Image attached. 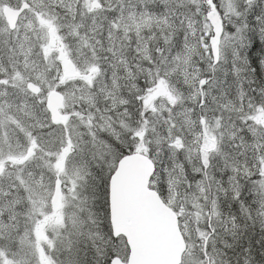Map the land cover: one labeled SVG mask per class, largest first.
I'll return each instance as SVG.
<instances>
[{
    "label": "rangeland",
    "instance_id": "374dc122",
    "mask_svg": "<svg viewBox=\"0 0 264 264\" xmlns=\"http://www.w3.org/2000/svg\"><path fill=\"white\" fill-rule=\"evenodd\" d=\"M23 2L30 9L10 31L3 8H19ZM238 2L224 0L225 7ZM192 3L207 11L206 0H0V78L18 86L9 87V99L28 83H36L37 76L53 84L44 93L45 103L53 91L64 96L56 125L57 131L65 130L59 145L67 161L65 171L42 169L38 167L42 161L27 167L12 163L7 157L21 149L12 130H8L10 148L8 135L0 128V160L5 161L0 190L8 191V183L15 181L21 191L29 188L36 201L35 209L29 201L27 216L21 217V233L11 246L15 253L7 246L3 249L15 264H110L113 257L126 262V241L113 238L111 232L108 187L119 159L137 152L154 161L149 186L178 213L186 243L202 244L203 233L210 245L215 241L216 251H210V256L216 264H238L247 255L264 263V252L259 257L253 247L238 249L239 215L257 223L264 235V216L257 214L253 197L244 192L249 218L239 202L236 208L225 205L222 200L228 194L219 191L228 187L233 158L243 150L236 145L248 132L240 119L241 91L247 93L246 104L249 97L258 100L264 88V69L237 73L234 67L244 65L242 60L233 65L232 53L247 54L252 60L264 55L258 43V29L264 25L249 18L242 34L245 43L257 41L256 47L241 49L239 42H233L213 73L210 45L204 49V38L211 30L204 25L209 22L203 12L194 15ZM47 20L53 21L54 34L42 26ZM239 22L243 23L242 17ZM224 24L225 31H234L229 20ZM67 60L76 69L65 75ZM202 78L208 86L201 97ZM244 114L249 115L247 108ZM20 115L31 122L23 112ZM212 143L214 149L209 147ZM64 148L68 151L63 152ZM246 158L251 161L252 154L238 157ZM241 183L246 180L241 178ZM57 185L59 199L52 206ZM15 196L14 191L9 199ZM213 201L219 216L212 214ZM3 203L7 201L0 200ZM209 219L214 235H208L212 229L205 227ZM248 225L241 230L249 231ZM251 238L246 235L247 240ZM259 248L264 250V244Z\"/></svg>",
    "mask_w": 264,
    "mask_h": 264
},
{
    "label": "snow or ice",
    "instance_id": "6c2138e0",
    "mask_svg": "<svg viewBox=\"0 0 264 264\" xmlns=\"http://www.w3.org/2000/svg\"><path fill=\"white\" fill-rule=\"evenodd\" d=\"M206 5L207 11L204 10V6H198L195 3L190 4L189 7L197 17L203 12L205 20L213 21L211 25L207 23L204 25L205 28L211 29L208 37L204 38V49L209 50L210 37V55L215 57V61L224 59V50L233 42H239L241 49L256 47L257 41L245 43L246 37L242 33L249 27V18L257 25H264V0H239L238 3H230L227 7H225L224 0H206ZM238 8H241L242 11L237 10ZM233 16L236 18L235 21L231 19ZM241 17L243 23L239 22ZM225 20H229L234 29L231 33L225 31ZM42 26L47 27L53 34L56 31L52 20L44 21ZM258 32V43L264 53V26L259 27ZM232 54L233 65L237 60H242L244 65L240 68L234 67V71L237 73L247 71L255 74L264 69V55L257 56L255 60H252L247 54L241 57L240 53L235 50ZM212 70L213 73L216 71L215 62L212 65ZM0 75L3 74L0 73ZM199 83L201 89L208 86L207 79H201ZM9 87L16 88L18 86L10 85L8 78H0V128H3L5 134L8 135L10 148L12 136L8 134V130H12L16 146L21 150L16 154H10L7 159L25 167L34 161H42V165H38L42 169L55 168L59 172L65 171L63 165H66L67 161L59 150V145L64 142L65 130L61 128L57 131L55 118L49 117L50 108L45 105L44 93L46 90L52 89L53 84L49 83L46 77L37 76L36 83H28L26 87L20 88L12 99H9V96L12 95L8 91ZM56 87L59 88L60 85H56ZM260 93L261 96L258 100L254 102L253 98L249 97L245 104L244 98L247 93L241 91L240 119L248 125V132L246 137H240V144L236 145L243 150L237 153V158H233L235 162L231 164L232 174L227 178L228 187L219 188V191L226 195L230 193L232 199L238 201L242 210L249 214V218H251V209L245 206L243 199L245 191L253 197L252 203L257 205V214L264 216V88L260 89ZM201 95H204L203 90H201ZM245 108H247L248 116L244 114ZM22 112L30 118L31 122L20 115ZM253 113L255 115H252ZM253 121L256 122L255 127H253ZM235 135L234 133L233 136L235 137ZM180 144V140L177 139V147ZM209 147L214 149L216 145L212 143ZM67 151V148L63 149V152ZM249 152L253 157L251 161L247 158L243 161L238 159V157H246ZM4 163V160H0V167ZM228 164L229 161L226 159L225 165L228 166ZM29 174L32 175L31 172ZM241 178H244L246 183H241ZM3 182V177H0V184ZM20 184H24V181H20ZM7 187L8 191L0 190V200L7 201V203L0 204V264H15V261L9 256V252L3 249L7 246L9 251L15 253V249L11 246L16 243V238L21 233V217L27 216L29 201L34 209L36 201L32 200L29 188L25 187L21 191L20 185L15 181L8 183ZM14 191L16 192L15 198L9 199L13 196ZM24 193H28V195L25 196ZM216 209L217 203L213 201L212 214L219 216L220 212ZM231 219L233 227H236L235 217ZM205 227L212 229L208 235L215 234L216 230L210 219ZM187 239L189 241L192 239L191 233L188 234ZM200 239L203 241L202 244L199 242L194 245L186 243L185 249L180 253L178 264H216L215 258L210 256V251H216L215 241L210 245L207 236L203 233ZM69 251H71L70 248ZM245 251L250 252L248 249ZM261 259H264V256ZM47 264H51V262L48 261ZM69 264L72 262L69 261ZM221 264H230V262L222 261ZM243 264H255V257L245 256Z\"/></svg>",
    "mask_w": 264,
    "mask_h": 264
},
{
    "label": "water",
    "instance_id": "95a60500",
    "mask_svg": "<svg viewBox=\"0 0 264 264\" xmlns=\"http://www.w3.org/2000/svg\"><path fill=\"white\" fill-rule=\"evenodd\" d=\"M29 7L27 2H23L19 8L4 6L3 16L9 30L16 28L19 17ZM208 21L210 25L213 23L212 20ZM209 45L211 49L210 38ZM214 62L218 63L212 56V65ZM75 69L71 60L64 63L65 75ZM198 88L201 94L200 83ZM63 103L64 96L60 92L53 91L47 96L45 105L49 106L50 118L54 117L56 124L61 119ZM3 169L0 167V174ZM154 171L153 160L137 152L122 156L109 178L112 236L123 237L129 249L126 262L113 257L110 264H178L186 242L179 228L178 215L162 201L155 190L149 188ZM58 199L57 185L51 200L52 206L56 205Z\"/></svg>",
    "mask_w": 264,
    "mask_h": 264
},
{
    "label": "trees",
    "instance_id": "16d2710c",
    "mask_svg": "<svg viewBox=\"0 0 264 264\" xmlns=\"http://www.w3.org/2000/svg\"><path fill=\"white\" fill-rule=\"evenodd\" d=\"M103 197L104 198H102V200L105 199L106 196L104 195ZM239 218H240V230H238V233H240V236H238V238H239L238 249L242 250V247H253L255 250H257V254L260 257V255H263L264 250H262L260 252L259 251L260 250L259 245L264 244V235H262L261 232L259 231V226L257 223L250 222L248 220V218H246L242 215H239ZM249 223H250V225H248ZM246 225L249 226L248 227L249 231H247L248 233L245 232V230H241L242 228H245ZM243 233H247V234H244L245 236L242 237ZM248 234H251V236H252V238L249 240L246 239V235H248ZM259 237H261V238H259ZM14 245H12V246H14ZM239 264H243V260H239ZM255 264H261V263H259V262L256 263V261H255Z\"/></svg>",
    "mask_w": 264,
    "mask_h": 264
},
{
    "label": "flooded vegetation",
    "instance_id": "af4514ba",
    "mask_svg": "<svg viewBox=\"0 0 264 264\" xmlns=\"http://www.w3.org/2000/svg\"><path fill=\"white\" fill-rule=\"evenodd\" d=\"M217 162H218V165H221V163L219 162V160H217ZM222 201H223V203H224L225 205H227V204H231V205L233 206V208H236V207L238 206V201H234V200L232 199L230 193L227 195V198H226V199H223ZM232 213H233V212H231V214H232Z\"/></svg>",
    "mask_w": 264,
    "mask_h": 264
},
{
    "label": "bare ground",
    "instance_id": "6f19581e",
    "mask_svg": "<svg viewBox=\"0 0 264 264\" xmlns=\"http://www.w3.org/2000/svg\"><path fill=\"white\" fill-rule=\"evenodd\" d=\"M27 3H28V2H27ZM28 4H29V3H28ZM29 5H30V4H29ZM29 9H30V7H29ZM29 9H27V10H29ZM27 10H26V11H27ZM24 12H25V11H24ZM24 12H23V13H24ZM23 13L21 14V16L23 15ZM21 16H20V17H21ZM20 17H19V19H20ZM19 19H18V21H19ZM5 22H6V21H5ZM208 22H209V21H208ZM17 23H18V22H17ZM6 24H7V23H6ZM209 24H210V23H209ZM16 26H17V25H16ZM15 29H16V28H15ZM15 29H14V30H15ZM10 31H11V30H10ZM202 79H203V78H202ZM199 94H200V92H199ZM200 96L202 97L201 94H200Z\"/></svg>",
    "mask_w": 264,
    "mask_h": 264
}]
</instances>
